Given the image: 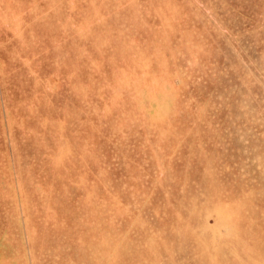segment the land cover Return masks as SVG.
Wrapping results in <instances>:
<instances>
[{
	"label": "rangeland",
	"instance_id": "374dc122",
	"mask_svg": "<svg viewBox=\"0 0 264 264\" xmlns=\"http://www.w3.org/2000/svg\"><path fill=\"white\" fill-rule=\"evenodd\" d=\"M0 264H264V0H0Z\"/></svg>",
	"mask_w": 264,
	"mask_h": 264
}]
</instances>
